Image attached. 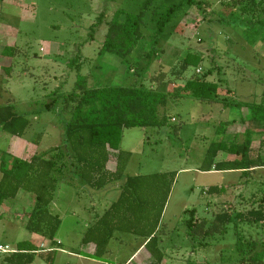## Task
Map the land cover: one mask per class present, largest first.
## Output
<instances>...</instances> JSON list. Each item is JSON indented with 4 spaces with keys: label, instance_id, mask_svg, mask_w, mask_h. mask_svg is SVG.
<instances>
[{
    "label": "rangeland",
    "instance_id": "1",
    "mask_svg": "<svg viewBox=\"0 0 264 264\" xmlns=\"http://www.w3.org/2000/svg\"><path fill=\"white\" fill-rule=\"evenodd\" d=\"M180 1L0 0V49L16 48L10 77L6 78L0 68V105L12 104L29 122L21 138L0 134V156L4 152H9V156L14 150L18 154L26 150L31 157L61 145L63 126L70 115L61 111L57 97L72 90L78 75L85 77L89 88H98L140 81L149 85V81L162 73L166 91L172 93L192 76L210 70L207 80L218 84L220 96L241 102H263L264 30L247 24L264 19L257 12L243 15L240 10L225 6V0H196L201 3L198 8L185 4L166 25L158 44L159 53L152 55L151 61L146 58L156 19ZM118 9L144 13L143 37L126 60L109 54L98 55L107 23ZM187 53L199 55L200 63L190 65L181 77L172 75L171 70H177ZM76 55L82 59L79 68L69 65ZM150 86L156 87V82ZM55 90L57 95L52 94ZM227 90L231 94L226 95ZM53 100L55 107L47 111L45 105ZM163 111L167 117L165 126L124 129L119 150L131 153L126 170L131 175L176 173L161 219V231H166L170 245H177L179 256L166 264H236L240 258L236 231L242 236L243 247L254 241L264 242V223L239 222L236 218L238 213L245 215L264 208L259 201L264 195V168L247 177L237 171L200 172L198 168L203 165L206 150L213 141L231 139V136H217V126L231 120L238 122L247 111L225 109L221 104L198 101L187 95L177 98L170 95ZM263 142L264 133L253 136V157L264 156V146H260ZM109 154L114 162L115 153ZM8 156L7 163L11 160ZM67 176L58 180L54 194L57 202L54 212L61 220L54 241L62 243L58 248L65 253L54 251L50 254L53 261H47V255L38 251L31 264H90L68 253L78 252L82 258H88L87 248L80 239L94 216L103 214L113 203L115 192L98 199L99 196L84 191L80 183L68 184ZM210 186L228 188L219 196L204 194L203 189ZM33 206V196L23 191L4 203L0 209V243L15 247L19 242L38 246L45 242L48 246V239L25 229L27 214ZM191 207L196 209L198 220L209 221L216 214L228 212L233 222L223 237L215 236L207 248L193 251L181 222L182 211ZM261 250L259 245L256 251Z\"/></svg>",
    "mask_w": 264,
    "mask_h": 264
},
{
    "label": "trees",
    "instance_id": "2",
    "mask_svg": "<svg viewBox=\"0 0 264 264\" xmlns=\"http://www.w3.org/2000/svg\"><path fill=\"white\" fill-rule=\"evenodd\" d=\"M185 4L198 8L201 3L196 0H181L170 5L156 19L155 34L151 39L150 50L146 54V58H150L149 61L152 60V55L159 53L158 44L166 25ZM224 5L240 10L243 15H253L257 12L259 17H264V0H225ZM143 18V12L132 14L116 10L107 23L98 55L109 54L126 60L143 37ZM247 24L256 25L259 31L264 30V19L247 21ZM15 51L16 48L13 46H4L0 49V68L6 78L12 73ZM200 61L199 55L187 53L177 70L174 71L173 68L171 73L181 77L190 65H198ZM81 62L82 59L76 55L69 65H77L79 68ZM209 75L210 70L200 76L194 75L184 82L181 89L172 93L166 91L167 85L164 84L162 73L159 78L149 81L150 84L156 82V87L140 81L131 85L89 88L85 77L78 75L72 90L57 97L61 111L70 115L63 126L61 145L34 155L29 161L12 157L7 163V154L4 152L0 156V207L4 201L16 198L19 191L30 193L34 199V206L27 214L25 229L31 234L53 241L60 220L50 214L49 206L57 188V176L63 175V172L69 169L68 164H65L67 161L71 163L75 178L79 180L81 187L87 186L91 190H99L106 184L125 177L120 185L118 199L111 203L105 213L86 231L82 243H93L96 249L92 258L101 260L113 236V224L117 223L121 227L137 232V235L147 240L146 250L155 260V264H162L164 251L159 245L163 226L161 219L176 173L125 176L131 153L119 150L124 129L165 126L167 117L163 109L170 95L174 98L187 95L198 101L221 104L225 109L245 108L247 113L238 122L231 120L221 122L217 126L215 131L217 136H231V139L224 141L218 138L213 141L206 150L199 171H237L241 176L247 177L255 170L264 168V156L257 154L253 157L251 148L253 136L258 132L264 133V101L250 103L222 97L219 95L218 84L207 80ZM57 92L55 90L52 94L57 95ZM227 94H231L229 90L226 91ZM54 107V100L45 105L47 111ZM28 125V120L18 114L12 104L0 105V132L21 138ZM238 127L241 129H236ZM260 146H264V142ZM109 150L117 152L116 167L112 172L106 169ZM220 153L233 156L234 159L217 162ZM224 190L222 187L210 186L202 192L213 195L221 194ZM259 201L264 205V195ZM236 218L239 222L264 223V208L251 210L245 215L238 213ZM181 222L186 228L192 249L196 250L207 248L215 236L223 237L227 227L232 224L233 217L228 212H222L216 214L212 220L204 218L198 220L196 209L191 207L182 211ZM236 238V248L240 257L236 264H263L264 242L260 244L254 241L243 247L242 236L237 231ZM259 245L262 246V250L256 251ZM16 246L17 252L5 257L3 261L7 264H31L36 248L27 242H19Z\"/></svg>",
    "mask_w": 264,
    "mask_h": 264
},
{
    "label": "crops",
    "instance_id": "3",
    "mask_svg": "<svg viewBox=\"0 0 264 264\" xmlns=\"http://www.w3.org/2000/svg\"><path fill=\"white\" fill-rule=\"evenodd\" d=\"M169 92H171V91H169ZM0 134L3 135L4 133L0 132ZM251 148H252V146H251ZM111 152H114L115 155H116L114 162H111V159H110V154L109 153H111ZM8 153L9 152L6 153L7 156H8ZM28 153H30V152H27L25 150L24 153L18 154V152H15V150H14V153L10 152V155L8 157H10V158L16 157V158H19V159H22V160L29 161L30 158L32 156H34L35 154L32 155L31 157H28V155H29ZM15 154H17L19 156H15ZM108 154H109V161L107 162L106 169L108 171L112 172V171L115 170V167H116L117 152L109 150ZM233 159H234L233 156H228L226 154H221L217 158V162H220V161H231ZM65 164H68L69 169L64 171L63 175L57 176L58 180L63 179V178H65L66 175H68L67 178H66L67 180H69L67 182L68 184L69 183H77V182L79 183V180L75 178L76 174H75V171L72 169V167L70 165L71 163L67 161ZM127 166H128V164H127ZM127 166H126L124 175L125 176H127V175L134 176V175H136V174L131 175V174L127 173V171H126L127 170ZM225 172H232V171H225ZM240 175H241V173H240ZM124 178L125 177H123L121 180L108 183L105 186H103V188H101L99 190H91V189L87 188V186H84L85 189H83V190L84 191L88 190L90 192L89 194L93 193L97 197L99 196L100 198H98V199H102L103 197L105 198V197L109 196V194L111 192H115V196H112V197H115L113 199V202H114L119 197L120 185L124 181ZM222 188H224V187H222ZM227 188L228 187L224 188L225 191H227ZM56 190H57V188L55 189L54 194H55ZM24 193H26V192H24ZM26 194L30 195V193H26ZM54 194H53V201L51 202V204L49 206V211H50L51 215L58 217V214L54 212L56 207H57V202L54 201V197H55ZM170 194H171V192H170ZM221 194H224V193H221ZM221 194H213V195L219 196ZM77 197H80L79 194H77ZM6 201L3 202V204L0 207V209L4 206V203ZM209 204H211V203H209ZM107 209L104 210L103 214L105 213V211ZM165 209H166V206L164 208V211H165ZM31 210H32V208H31ZM164 211H163V213H164ZM103 214L95 215L94 218H93V222L85 229L84 233L91 226H93L95 224V222L98 220V218H100ZM162 216H163V214H162ZM60 224H61V220H60ZM113 225H111V227L113 226V231H112L113 232V236L110 239L109 243L107 244L105 253L101 257V260H95V259L92 258L93 255L95 254V249H96L95 245L93 243H88V244L82 243V239L84 237V234L82 235V237L80 239V243H81V245L83 247L87 248V250H85L86 251L85 253H87L88 258H82V255H79L78 252H69L68 256L75 257L76 259H79V260H81L83 262L86 261V262H88L90 264H107L108 261H112V263H114V264H155V260L148 253V251L145 248V244H146L147 240H145L144 238H142L139 235H137V232H135L133 230L131 231V230H128L126 227H121V226L117 225V223H116V225L115 224H113ZM162 231L163 232H161V234L159 236V240H160L159 245H160L161 249H163V251H164V257H163V260H162V264H166L168 260H178L179 254H178V252H176L177 245L176 244L170 245L169 242H168V237H167L166 231L165 230H162ZM49 242L50 243L48 244V246L46 245L47 243H45V242L40 243L39 246L38 245H33L30 242L29 243L31 245H33L36 249H39L40 246L41 247H43V246L46 247V248H44L42 250H40V249L36 250L35 255L38 253V251L41 252V254H46L47 255V258H46L47 261L53 259V258L50 257V254L52 252H54V251H59V253H61V254L65 253L64 250L58 248V247L62 246V243L60 241H56L55 242L54 239H53V241H49ZM171 248L172 249L174 248V249L172 250ZM196 250H198V249H196ZM196 250H193V251H196ZM174 252H176L177 254L175 255ZM89 257H91V258H89ZM0 262H3L4 264H7L3 260H0Z\"/></svg>",
    "mask_w": 264,
    "mask_h": 264
},
{
    "label": "built area",
    "instance_id": "4",
    "mask_svg": "<svg viewBox=\"0 0 264 264\" xmlns=\"http://www.w3.org/2000/svg\"><path fill=\"white\" fill-rule=\"evenodd\" d=\"M264 233V231H263ZM17 252V247L10 246L8 244L0 243V260H3L5 257L10 256Z\"/></svg>",
    "mask_w": 264,
    "mask_h": 264
}]
</instances>
